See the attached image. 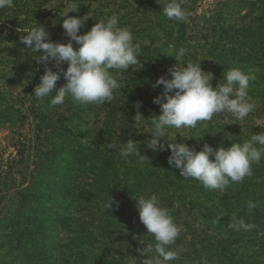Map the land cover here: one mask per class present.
I'll list each match as a JSON object with an SVG mask.
<instances>
[{
	"label": "trees",
	"instance_id": "obj_1",
	"mask_svg": "<svg viewBox=\"0 0 264 264\" xmlns=\"http://www.w3.org/2000/svg\"><path fill=\"white\" fill-rule=\"evenodd\" d=\"M95 1L76 0L79 11L69 13L77 17L89 13L92 17L78 35L90 31L102 20L92 8ZM201 1L178 0L190 13V22L180 23L162 14L163 5L157 0H139V16H142L129 26L134 42H139L143 51L140 73L149 82L143 80L131 89L120 76L121 89L114 94L126 103L133 97L139 99L144 110L141 112L145 117L143 121L147 123L150 116L159 115V105L153 103V99L163 86L155 89L152 85L160 76H166L170 68L162 63L164 56L160 55L161 48L156 42L159 34L166 41L163 49L169 44L176 52L181 47L190 49L181 60L183 65L208 59L209 64L203 71L213 75V87L228 68L251 74L254 79L249 82L248 94L256 105L253 112L242 121L228 113L216 114L211 121L199 123L206 124L203 129L196 127L184 131L192 138L177 141L197 151L202 150L204 144L214 150L221 146L227 149L234 143H243L253 133L264 132V0H212L206 10L197 14L196 8ZM64 3L65 0H14L13 7L0 9L2 71L13 72L18 64L26 65L40 80L42 63L34 59L37 53L30 52L28 46L21 43V37L33 27L42 25L52 42L68 43L62 27ZM120 22L124 24L123 18ZM150 40H155L153 48L146 44ZM73 47L78 49L79 45L73 42ZM112 71L115 74L116 70ZM119 101L114 98L104 104L109 107L107 117H111L113 110L122 108L123 103L119 105ZM63 116V113L48 116L41 123L49 119L54 125L66 124L68 119ZM130 130L131 126L128 133L114 134L113 139L104 129L98 132L95 140H101L100 145L89 149L97 151L101 159H90L86 166L76 171L68 187L74 203L66 206L63 215L56 217L60 220L59 240L62 242L60 246L59 242L55 245L59 255L53 264L57 261L60 264H129L131 257L137 264H143L147 257L141 252L153 238L139 220L135 199L141 195H156L160 206L169 210L180 229L172 247L182 252L179 259L170 264H264V157L252 166V176L242 183H231L225 193H221L208 190L195 180H185L179 169L168 164L170 151L147 149L144 141L150 134L140 136ZM128 139L136 141L141 155L147 157L142 164L135 155L127 159L119 156V149ZM109 144L115 148L110 149ZM106 168L110 169L107 173ZM111 197L119 206L113 203L108 209L105 204ZM249 201L256 205L251 211L247 206ZM233 215L254 224L255 228L248 232L233 230L229 227Z\"/></svg>",
	"mask_w": 264,
	"mask_h": 264
},
{
	"label": "clouds",
	"instance_id": "obj_2",
	"mask_svg": "<svg viewBox=\"0 0 264 264\" xmlns=\"http://www.w3.org/2000/svg\"><path fill=\"white\" fill-rule=\"evenodd\" d=\"M157 3L163 5L162 14L169 20L190 22V13L178 0H157ZM13 6L14 0H0V9ZM79 9L76 0H65L61 17L64 18L62 27L69 38L68 43L52 42L42 25L33 27L21 37V43L28 46L30 52L38 54L34 59L45 65V72L33 95L38 100L51 96V106L63 105L66 98H71L77 105L110 103L114 93L121 89L118 78L124 75L125 70L132 67L135 71L143 67L141 45L134 42L129 28L120 26L118 15L98 20L90 31L78 35L92 18L89 13L83 17L69 16V13H76ZM73 42L79 45L78 49H74ZM188 53L190 49L179 48L175 61L182 60ZM49 61H54L56 67L67 62L66 71H53L47 67ZM112 70H116L115 74ZM167 71L171 78L160 76L152 85L153 88L161 85L163 88L161 94L153 99V103L160 107V114H153L148 121L150 138L144 141L147 149L153 152L170 151L168 164L179 169L185 180H195L208 190L225 193L231 183H242L246 177L252 176V166L259 164L264 157V132L253 133L243 143H234L230 148L221 146L216 150L204 144L202 150L197 151L186 143L176 142V138L178 134L185 140L192 138L184 135L182 130L196 128L199 123L211 121L219 113L231 114L237 121L244 120L256 108L248 94L249 82L254 76L238 68H228L223 73V82L220 80L213 87V75L203 71L200 63H176ZM61 73L66 83L53 95ZM140 106L138 102L137 109ZM134 118L145 119L139 112ZM108 147L113 149L115 145L109 144ZM133 155L141 164L147 159L141 155L137 142L128 139L119 149V156L127 159ZM135 200L139 220L153 238L147 241L141 252L147 257L143 264H170L179 259L182 249L172 246L179 237L180 229L169 210L160 206L156 195H141ZM113 203L119 206L111 197L105 207L111 209ZM247 206L251 211L256 205L249 201ZM229 227L248 232L255 225L233 215ZM129 264H137L136 259L131 257Z\"/></svg>",
	"mask_w": 264,
	"mask_h": 264
},
{
	"label": "rangeland",
	"instance_id": "obj_3",
	"mask_svg": "<svg viewBox=\"0 0 264 264\" xmlns=\"http://www.w3.org/2000/svg\"><path fill=\"white\" fill-rule=\"evenodd\" d=\"M211 1L198 3L196 13L201 14ZM139 5V0H97L92 8L101 15V19L118 15L124 23L121 25L120 22V26L126 27L142 16H139ZM154 41H147V46L153 48ZM157 41L160 55L164 56L162 63L167 68L182 64L181 60L175 61L176 51L170 44L162 48L166 43L163 35L159 34ZM198 63L204 70L209 60L199 59ZM41 65L43 75L45 65ZM47 67L55 68V71L67 69L66 62L56 67L54 61H49ZM28 68L18 64L13 72L0 69V264L55 262L59 255L55 245L59 242L60 246L62 242L59 240L62 234L60 220L56 217L63 215L66 206L74 203L68 187L76 171L86 166L90 159H101L97 151L89 149L100 145L101 140H95L98 132L104 129L113 139L114 134L124 135L131 126L130 132L149 135L150 124L134 118L137 112L144 111L136 107L138 102L141 104L139 99L133 97L126 103L114 94V98L120 100L118 104H123L120 110L112 111L111 117H107L109 107L105 105H77L71 98H66L63 105L51 106V96L38 100L33 95L40 80ZM166 76L171 78L168 71ZM120 79L131 89L143 80L147 81L142 78L140 69L134 71L132 67L125 70ZM63 84L61 73L53 95ZM161 92L162 89L157 90L154 97ZM66 109L70 110L65 112ZM158 109L160 112V107ZM58 113H63V118L68 119L66 124L54 125L49 119L41 123ZM205 125L199 124L197 128L203 129ZM185 130H182L184 135ZM101 134L105 135V132ZM182 138L178 134L176 142ZM109 170L106 168L105 173Z\"/></svg>",
	"mask_w": 264,
	"mask_h": 264
}]
</instances>
